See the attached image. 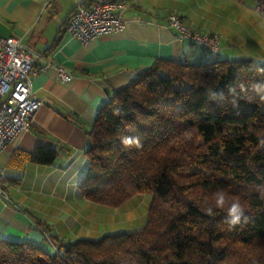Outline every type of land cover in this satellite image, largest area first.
<instances>
[{
	"label": "trees",
	"instance_id": "1",
	"mask_svg": "<svg viewBox=\"0 0 264 264\" xmlns=\"http://www.w3.org/2000/svg\"><path fill=\"white\" fill-rule=\"evenodd\" d=\"M216 57L156 60L114 91L87 133L80 194L108 208L150 195L138 231L54 249L0 240V264H264V64ZM56 156L41 149L32 160ZM221 190L246 219L229 224L214 207Z\"/></svg>",
	"mask_w": 264,
	"mask_h": 264
},
{
	"label": "crops",
	"instance_id": "2",
	"mask_svg": "<svg viewBox=\"0 0 264 264\" xmlns=\"http://www.w3.org/2000/svg\"><path fill=\"white\" fill-rule=\"evenodd\" d=\"M94 1L77 3L90 6ZM117 1L127 5L125 29L82 45L65 32L76 1L0 0V36L16 38L39 57L31 90L43 103L30 128L0 153L9 198H0V240L39 243L48 236L58 245L53 240L99 239L144 225L132 215L126 222L137 221L138 228L109 231L122 221L120 214L91 205L80 194V184L88 167L87 133L115 90L156 60L207 62L200 47L177 40L165 27L172 12L196 31L217 34L218 60L264 64V6L258 0ZM56 66L72 79L61 82ZM41 149L56 152L52 165L32 160ZM108 216L116 221L109 223Z\"/></svg>",
	"mask_w": 264,
	"mask_h": 264
},
{
	"label": "built area",
	"instance_id": "3",
	"mask_svg": "<svg viewBox=\"0 0 264 264\" xmlns=\"http://www.w3.org/2000/svg\"><path fill=\"white\" fill-rule=\"evenodd\" d=\"M69 16L65 32L82 45L104 36L122 32L126 20L123 11L127 8L117 0H95L90 6L77 3ZM165 27L179 41H187L203 50L205 57L219 54L216 33H202L193 29L184 16L172 12ZM38 56L30 55L14 37L0 36V153L22 132L31 126L32 118L43 105L31 90L33 67ZM61 82L72 79L62 67L56 66ZM7 180L0 167V198L8 200ZM45 241L55 248L48 236Z\"/></svg>",
	"mask_w": 264,
	"mask_h": 264
},
{
	"label": "rangeland",
	"instance_id": "4",
	"mask_svg": "<svg viewBox=\"0 0 264 264\" xmlns=\"http://www.w3.org/2000/svg\"><path fill=\"white\" fill-rule=\"evenodd\" d=\"M151 200L150 195H140V196H136L135 198L129 200L128 202H126V204L114 209V208H106L103 206H98L95 204H91V205H95L99 208H103L105 210L108 211H116V213L118 212L121 216V222H118V224L116 225L115 223V227L113 229H109V231H115V230H135V228L137 227V221H135V223H128V221L126 222L127 219H130V217H135L136 220H138L140 223L145 222V217H146V212L149 206V202ZM138 201V202H137ZM138 203L135 207H131L130 205ZM118 210V211H117ZM115 216L111 217L108 216V222H115ZM139 226V225H138ZM118 232V231H117ZM116 232V233H117ZM122 232V231H120Z\"/></svg>",
	"mask_w": 264,
	"mask_h": 264
},
{
	"label": "clouds",
	"instance_id": "5",
	"mask_svg": "<svg viewBox=\"0 0 264 264\" xmlns=\"http://www.w3.org/2000/svg\"><path fill=\"white\" fill-rule=\"evenodd\" d=\"M261 196L264 197V190H261ZM214 207L216 209H226V220L229 224L235 225L241 222L245 217V209L239 199H228L224 191L214 193ZM209 215L213 214V208L207 209Z\"/></svg>",
	"mask_w": 264,
	"mask_h": 264
}]
</instances>
